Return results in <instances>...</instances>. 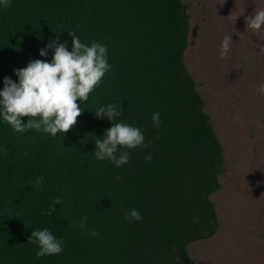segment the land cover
I'll return each mask as SVG.
<instances>
[{
	"label": "trees",
	"instance_id": "1",
	"mask_svg": "<svg viewBox=\"0 0 264 264\" xmlns=\"http://www.w3.org/2000/svg\"><path fill=\"white\" fill-rule=\"evenodd\" d=\"M68 31L107 45L112 67L88 100L77 101L84 109L65 134L19 133L0 118V264H196L189 245L218 228L211 196L224 159L184 61L187 6L181 0L0 3V88L4 76L17 79L15 68L51 60L52 49L47 57L38 51L50 39H67L71 50ZM109 102L121 103L117 119L140 127L148 144L125 149L131 157L120 167L94 155V139L111 122L93 110ZM155 111L159 128L151 120ZM56 196L61 202L45 214ZM132 208L140 220L126 218ZM43 227L63 239L61 253L36 256L28 239Z\"/></svg>",
	"mask_w": 264,
	"mask_h": 264
},
{
	"label": "rangeland",
	"instance_id": "2",
	"mask_svg": "<svg viewBox=\"0 0 264 264\" xmlns=\"http://www.w3.org/2000/svg\"><path fill=\"white\" fill-rule=\"evenodd\" d=\"M189 15L184 61L224 159L211 196L218 228L189 245L196 264H264V27L248 18L264 0H181ZM231 35L228 54L221 41Z\"/></svg>",
	"mask_w": 264,
	"mask_h": 264
},
{
	"label": "clouds",
	"instance_id": "3",
	"mask_svg": "<svg viewBox=\"0 0 264 264\" xmlns=\"http://www.w3.org/2000/svg\"><path fill=\"white\" fill-rule=\"evenodd\" d=\"M7 3V0H0ZM248 26L253 29L264 27V8L255 10L254 15L248 18ZM71 36V50L68 41L60 42L58 38L50 39L40 48L39 55L48 56V49H52L51 60L32 59L26 66L15 68L17 77H3V87L0 88V118L14 131L23 133L28 129L48 133L55 136L58 132L65 134L76 123L77 117L83 111L77 101L88 100L89 94L97 87L105 73L111 69L108 61L107 45L92 41L82 42L74 31H68ZM231 35L221 41L219 55L228 54ZM257 95H264V81L255 88ZM95 115L106 117L111 126L95 141V159L108 160L120 167L126 164L131 157L130 151L136 147L146 148L145 136L140 127L117 119L122 115L121 103L109 102L93 110ZM27 116L26 122L22 118ZM153 127L161 125L160 112L151 115ZM151 154L145 159L151 160ZM117 175L115 179H119ZM61 202V198H53V204L48 206L45 214L51 215L54 206ZM126 218L140 220L138 208H132L126 213ZM87 220L86 214L80 219L83 227ZM96 229H91L89 235L95 237ZM37 246L36 256L59 254L63 251V239L58 238L48 227L35 228L28 239Z\"/></svg>",
	"mask_w": 264,
	"mask_h": 264
}]
</instances>
